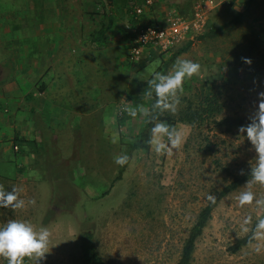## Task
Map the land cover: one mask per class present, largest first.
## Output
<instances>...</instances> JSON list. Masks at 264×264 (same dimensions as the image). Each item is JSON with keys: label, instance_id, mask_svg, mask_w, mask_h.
Instances as JSON below:
<instances>
[{"label": "rangeland", "instance_id": "obj_1", "mask_svg": "<svg viewBox=\"0 0 264 264\" xmlns=\"http://www.w3.org/2000/svg\"><path fill=\"white\" fill-rule=\"evenodd\" d=\"M48 1L42 0V7ZM130 1L116 0L108 6L105 0H55L61 29L86 41V85L90 102L95 101L88 115L66 120L72 124L63 127L56 143L41 144L42 157L32 160L29 168L14 170L5 164L7 177L0 176V189H16L24 200L20 209L0 206V226L15 219L49 232V251L38 264H83L86 248L95 250L102 264H176L209 197L242 167L255 166L257 155L240 129L224 132L209 124L192 134L187 123L157 120L154 126L167 124L177 146L163 154L156 153L150 142L147 149L133 150L120 178L113 181L120 167L114 157L123 155L121 140L134 137L143 118L140 107L137 115L118 124L117 117L133 109L126 94L138 93V82L158 72L163 63L167 62L164 74L173 72L179 60L200 65L184 80L176 108L203 83L220 78L223 114L254 117L264 100V0H150V4L132 0L143 1L137 17ZM196 13L205 18L196 22L197 28ZM106 15L114 24L109 44L102 49L106 54L100 55L88 40ZM173 23L188 24L191 30L167 47L149 44L131 55L134 25ZM73 45L74 54L80 47ZM183 46L186 49L175 54ZM1 105L11 111L3 101ZM155 139L169 143L152 131L150 141ZM20 147L19 152L24 145ZM19 152L11 149L16 157ZM248 181L251 178L218 201L194 242L188 264H264V229H256L252 242L231 249L257 218H264V185ZM243 191H251L254 199L240 205ZM0 264L7 260L0 257ZM22 264L37 261L25 257Z\"/></svg>", "mask_w": 264, "mask_h": 264}, {"label": "crops", "instance_id": "obj_2", "mask_svg": "<svg viewBox=\"0 0 264 264\" xmlns=\"http://www.w3.org/2000/svg\"><path fill=\"white\" fill-rule=\"evenodd\" d=\"M114 2L105 0L108 6ZM142 5L143 1L134 7ZM43 6L42 0H0V176L3 177H7L5 164L22 171L23 167H30L32 160L40 159L41 144L56 143L63 127L72 124L66 120L88 115L90 104L95 101L92 98L90 102L86 85L88 73L84 66L89 62L88 47L83 44L86 41L71 30L61 29L55 0ZM113 24L112 17L104 41L97 48L88 40L96 53L106 54L102 49L109 44ZM102 25L103 21L99 28ZM73 44L80 47L74 54L70 51ZM95 91L91 89L92 94ZM2 101L11 106V111L1 108ZM19 144L24 145L21 152ZM10 147L20 155L12 154Z\"/></svg>", "mask_w": 264, "mask_h": 264}, {"label": "trees", "instance_id": "obj_3", "mask_svg": "<svg viewBox=\"0 0 264 264\" xmlns=\"http://www.w3.org/2000/svg\"><path fill=\"white\" fill-rule=\"evenodd\" d=\"M109 1L113 2L114 0ZM130 2L131 6H129L131 9L136 4L132 0ZM106 16H108V18L103 21V25L99 29H97L90 38V43L94 46L93 48H97L99 46L98 44L104 41V34L112 23V17L110 15ZM235 21L236 20H233V22ZM131 22L134 23L136 21L134 19H131ZM222 27L223 26H221L220 28ZM186 47L187 46H183L177 49L175 54L181 53L186 49ZM166 67L167 62L161 65L158 72L164 74ZM152 78L153 75H151L145 81L138 82V93L128 91V93L126 94V98L131 101V104L133 106L132 110H135L134 115L138 114V110L140 107H144V109H147L148 111L143 112L142 124L139 131L134 135V137L130 139H120L122 144H124L123 155H126L128 157V160L124 165H120L116 176L113 178V181L120 178L126 165L131 159L133 150L147 149L154 123L157 120H166L171 124H173L175 121L187 123L190 125V127H192L193 134L197 129L203 126H208L209 124H212V126L216 129L232 133L235 130L241 129V127L243 126L246 127L253 118V116L246 114H223L224 103L221 100V93L217 88L222 83V78L213 79L210 82L203 83L201 87L194 93L192 98H182L184 100V103L179 108H176L175 111L167 109L161 110L159 107L155 106V102L157 100L155 94L153 93L152 96H148L146 94L149 88L148 80ZM132 115V111L129 115H125L124 113H122L121 116L117 117L118 124H123L125 117ZM191 137H193V135H190L189 139H191ZM252 168L253 167H242L239 174H233L227 184L223 185L220 189L215 190L213 195L210 196L211 199H208L206 204L199 210L194 223L190 227L188 235L183 242L180 256L176 264L189 263L194 249V242L200 235L207 219L210 217L211 211L222 197H224L226 194L233 191L246 180L251 178ZM260 218L263 217L260 216L253 222V225L248 234L244 235L236 241V243L231 248L232 251H236L243 245H246L253 241L254 233L257 229L256 225ZM82 261L83 264H102V259L92 248H86L82 252Z\"/></svg>", "mask_w": 264, "mask_h": 264}, {"label": "clouds", "instance_id": "obj_4", "mask_svg": "<svg viewBox=\"0 0 264 264\" xmlns=\"http://www.w3.org/2000/svg\"><path fill=\"white\" fill-rule=\"evenodd\" d=\"M250 62V61H249ZM200 69L198 62L193 60H179L175 65V70L169 74L153 72V78L148 80L149 88L146 92L148 96L153 93L157 97L155 106L161 110H176V104L179 102L178 92L182 91L183 82L186 78H191ZM171 100V102H169ZM147 112V109H140ZM135 114V110H131ZM241 131L246 133V138L250 141L257 155L255 166L251 169V183L264 185V100L258 104V108L251 122ZM153 133L157 137H167L169 143L162 139L150 141L154 145V151L158 154L170 153L173 147L177 146V140L173 139V131L165 123L156 124ZM128 160L126 155H116L114 163L124 165ZM211 199V197H209ZM254 199L251 191H243L239 194L240 205L248 204ZM261 203L260 200L256 201ZM11 206L20 209L24 206V200L18 197L16 189L5 191L0 189V206ZM256 227L264 229V218H260ZM49 232L46 228H40L38 231L30 223L23 220H10L3 226H0V257L7 260V264H22L25 257H35L38 264V258L43 259L44 254L49 251Z\"/></svg>", "mask_w": 264, "mask_h": 264}, {"label": "built area", "instance_id": "obj_5", "mask_svg": "<svg viewBox=\"0 0 264 264\" xmlns=\"http://www.w3.org/2000/svg\"><path fill=\"white\" fill-rule=\"evenodd\" d=\"M146 4H150V0H145ZM204 8L207 7L205 4ZM142 12V6H136L134 8L133 14L137 17ZM196 21H193V27L197 28L198 24L196 22L204 20L203 14L196 13ZM134 36L133 42L131 43V55L136 56L140 48L147 46L149 44H160L167 47L179 40L183 35H185L190 29V25H182L180 23H173L168 27L156 26L152 24L144 25H134Z\"/></svg>", "mask_w": 264, "mask_h": 264}]
</instances>
